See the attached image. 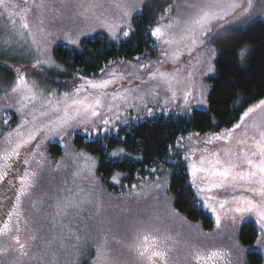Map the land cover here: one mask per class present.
Masks as SVG:
<instances>
[{
    "label": "rangeland",
    "instance_id": "obj_1",
    "mask_svg": "<svg viewBox=\"0 0 264 264\" xmlns=\"http://www.w3.org/2000/svg\"><path fill=\"white\" fill-rule=\"evenodd\" d=\"M146 1L126 0V3L134 7L135 11L132 17L124 22L119 20L121 13L113 6V0H45L44 9L39 12L33 9L27 14L31 31L36 33L38 41L47 46L46 56L50 58L49 64H43L36 68H33V64L38 58V53L32 44V38L27 35V31L20 29V16L14 15L12 17L16 21L14 29L7 15L4 14L0 18V97H3L5 92H10L19 74H24L29 83L35 82L45 93L55 92L58 96L65 93L42 82L37 74L38 72H50L56 75L69 74L54 59V48L63 45L79 50L82 40L90 39L96 34H102L109 42L118 44L129 35L125 37L123 30H119L116 33L117 38L113 39L109 35L108 29L100 21L107 16L111 20L120 23L122 29L129 30L130 34L131 27L128 29L127 25L132 26L133 17L141 12ZM14 2L23 6V0H14ZM176 2L180 4L179 13L177 11L170 12L165 15V20L160 21L155 27L172 23V28H166L167 35L164 38H174L179 41L184 34V22L195 15L196 9L185 7L183 0H176ZM188 2L195 3L197 0H188ZM92 3L100 6L89 10V5ZM244 5L246 6V0H244ZM13 11L18 12L19 8ZM239 11H242V9L237 11L236 16L239 15ZM2 12L3 9L0 8V13ZM177 17H179V23H177ZM254 19L264 21V0H254V8L248 15L241 16L238 19L235 16H228L219 23L222 28H241ZM41 20H43V24L40 23ZM39 28L44 29L45 38L41 37ZM16 30L24 32L23 38L16 35ZM69 36L77 39V43L70 44L68 42ZM151 38L155 43L152 55L139 57V60L136 58L113 63L97 77L84 79L96 81L107 79L109 78V72L119 69L121 71L136 72L147 80L148 72L155 71L157 68L169 73L175 67L183 69L184 65L181 62L187 61L188 57L186 55L182 56L181 61L176 62L175 65L169 58L173 50L183 46L182 43L165 45L162 39H157L152 35ZM165 50H167L168 56L164 55ZM247 50V47H244L239 51L241 64L244 62ZM200 52L202 59L198 65L199 73L195 75L196 83L193 89L196 95L195 98L189 99L187 106L184 105L183 91L180 89L177 90V99L172 102L169 99L171 94L165 90V85L160 84L158 95H153L145 86L141 89L145 94L144 101H136V106L124 109L121 117L114 120L109 126H105L99 121L95 124L82 123L71 129L69 135L65 136L63 141L58 136H51L45 140L40 147V151L44 155L43 164L38 165L36 160H31L28 166L30 170L37 173L34 187L29 190L28 195L21 197L22 217L26 218L27 223L25 226V220H21L22 231L20 235L21 239L28 241L30 245L29 255L21 257L18 252L9 251L6 255L0 256V264H41V262L42 264H92V261L96 258V248L104 242L105 237H107V246L112 250L113 264H140L135 253L130 250V246L135 243V237L141 230L150 231L161 238L165 236L172 238L168 241L170 247L168 264H246L247 254L251 251L259 252L264 258V241L257 244L256 239L255 243L249 246H243L239 241V230L243 223L251 221L259 229L254 213L233 211L237 207V202L233 199L234 196H244L255 200H258V197H252L251 193L231 188H213L211 192H208V196L213 197L210 203L216 207L217 213L214 214L210 208H208V212L213 217L214 228L210 231H204L200 224L186 220L173 208L172 199L167 191L169 176L172 172L171 168L165 169L159 177L161 180L166 178V189L158 191H153L147 187L141 189V185L151 184L157 180L156 178L153 181L139 184L135 190H128L122 186L119 180L120 175L114 174L110 178L109 184L115 187L117 191H112L102 183L96 174L97 159L88 152L74 146L73 138L75 134L86 135L99 130L114 128L137 118L148 117L156 111L176 109L182 114H189L194 109L206 110L208 93L206 78L211 76L214 70L207 73V75H204V73L207 72L209 60H211L214 69L215 50L211 46H204L200 49ZM241 52L244 53L243 56H241ZM139 64H149L150 68L138 72ZM17 69H19V72H17ZM184 74L186 75V73ZM78 82L79 85L84 83L81 78ZM133 83H136V81L133 80ZM156 83V81H149V84L152 85ZM124 85H127V81L124 82ZM120 86L119 83L113 85L109 91L111 92ZM201 89L205 100L203 104L199 103L200 96L198 93ZM72 91L73 89L66 92L71 93ZM87 91L91 92L92 90L88 89ZM85 94L81 93V96ZM166 100L169 102L165 103ZM9 103L14 104L15 98L9 96L5 100H0V148L4 147V135L15 129L21 121V114L15 110V107H8ZM258 104H260V101L250 107ZM5 119H8L7 125L3 123ZM262 119H264V107L257 108L256 111L250 113L245 118L244 124L252 125L254 122L259 123ZM243 131L244 126L242 125L241 129H238L234 134L231 144H225L221 140L205 145L204 140L210 138V135L193 134L190 141H184L181 145L184 154L182 153L180 157L186 171L190 174L189 161L185 159L186 152H192L193 160L198 161L202 154L200 150L205 147L210 150L223 149L229 146L233 148L246 147L238 146L236 143V139L242 135ZM52 144L61 146L62 153L56 158H53L49 152V147ZM79 153L91 157L92 160L85 161L83 157H78L74 161V156ZM112 153L113 151L109 153L110 158L126 156L123 151L118 156H113ZM221 156H223L222 152ZM39 158L38 156L37 159ZM57 162H60L59 167H57ZM176 162V160L172 161V163ZM89 165H92L90 171ZM76 172H79V175H74ZM113 177H116L115 181ZM197 182L204 186L207 185V181ZM253 186L257 187V185ZM134 191H144L148 195L146 197L136 196ZM76 193H79V195L74 196L76 200L86 197L91 203L82 205V210H73L67 216H64L63 213L56 216L55 205L57 200H63L65 197ZM221 200L228 201L223 209L220 208L218 203ZM98 206L99 211H97ZM217 214L220 216L219 227L216 223ZM15 223L16 218L13 217L11 225L14 226ZM32 235L37 237L35 242L29 239ZM77 235L79 236L78 241L75 239ZM61 239L64 241V248L59 246ZM47 240H53L49 248L44 247ZM9 246L10 241L7 236L0 238V247L7 248ZM211 251H222L228 255L213 260L201 259L197 261L195 259L196 252H203L207 255Z\"/></svg>",
    "mask_w": 264,
    "mask_h": 264
},
{
    "label": "snow or ice",
    "instance_id": "obj_2",
    "mask_svg": "<svg viewBox=\"0 0 264 264\" xmlns=\"http://www.w3.org/2000/svg\"><path fill=\"white\" fill-rule=\"evenodd\" d=\"M184 6L191 9H196L195 15L190 20H186L184 34L177 41L174 38L166 37V28H172L173 24L169 23L166 26L155 27L151 35L157 39H162L165 45H172L174 43L181 44L182 47L177 48L171 52L170 59L175 65L176 62L181 61V57L186 55L188 57L186 62L181 67H175L169 73L161 71L157 68L155 71L148 72V79L145 80L136 72L121 71L119 69L108 73L107 79L85 80L81 77L84 83L75 86L71 93L65 92L59 94L55 92H48L41 90L35 83H29L24 74H19L11 87L10 92H5L0 100H5L9 96L15 98V103H9L8 107H15V110L21 114V121L15 129L7 132L3 137L4 147L0 148V184H12L13 177L10 175L16 169L15 162L17 160L23 161L25 165L22 169L16 170V178L19 184L15 189V203L11 205L10 209H5L7 220L3 221V226L0 227V238L5 236L10 241V246L0 247V256L6 255L9 251L18 252L21 257L29 255L28 241L21 239V197L28 195L29 190L34 187V182L37 173L30 170L28 167L31 160H36L38 165L44 162V155L40 151L41 145L51 136H58L62 141L65 136H68L70 130L82 123H93L99 121L105 126H109L114 120L119 119L123 114V110L128 107L136 106L135 102H143L145 94L141 89L145 86L153 95H158L160 84L165 85V90L170 93V100L175 102L177 99V90L183 91L184 105L189 104L190 98H195L194 86L195 75L199 73L198 65L201 63L200 49L206 44V38L212 31V25L223 21L228 16L248 15L254 8V0H197L195 3H189L188 0H183ZM30 5V6H29ZM100 5L92 3L89 5V10H92ZM113 6L121 15L119 20L127 22L135 11L134 7L129 6L126 0H113ZM45 0H23V6H20L14 0H0V8L3 12L0 13V18L4 14L7 15L13 28L15 29L16 21L12 19L14 15L20 16V29L26 30L27 35L32 38V44L35 46L38 53V58L33 64V68L39 67L43 64H49L50 58L46 56L47 46L36 39V33L31 31L30 25L27 21V14L35 9L37 12L44 9ZM19 8L18 12L13 11ZM239 15L236 16L238 10ZM172 11H180V4L173 0L165 9V15ZM163 19V17L161 18ZM43 24V20L40 21ZM100 23L108 29L109 35L116 39V33L123 30V35L127 37L129 30L121 28V24L111 20L105 16ZM179 23V17H177ZM130 24L127 28L130 29ZM42 38H45L43 28H39ZM16 35L23 38L24 32L16 30ZM68 42L76 44L77 39L69 36ZM164 55L168 56L167 50ZM244 53L241 52V56ZM43 57V58H41ZM140 58L138 57L137 60ZM136 67V66H133ZM149 64H139L138 72H143L149 69ZM211 60L208 61L207 73L213 72ZM103 71V70H102ZM19 72V69H17ZM186 73V75L184 74ZM133 80L136 83H133ZM127 81V85L124 82ZM149 81H156L155 85L149 84ZM120 84L119 88L109 91L113 85ZM91 89V92L87 90ZM81 93H86L81 96ZM200 96L199 103H205L203 98V90L198 93ZM131 101V103H130ZM169 102L168 100L165 103ZM264 107V100L260 104L250 107L244 112L240 123L235 124L231 129H228L219 134L212 135L210 138L204 140L205 145L212 144L214 141H224L225 144H231L234 139V134L238 129L244 126L242 135L236 139L238 146L246 147H224L223 149L210 150L207 147L201 149V156L198 161L193 160V153L186 152L185 159L189 161L188 168L190 169L191 183L197 187L199 193L211 192L213 188H231L233 190H240L251 193L252 197H258V200L250 199L244 196H234L233 199L237 202V207L233 209L239 213H254L256 224L259 227V234L257 236V244L264 241V119L259 123L254 122L252 125H245L244 120L250 113L256 111L257 108ZM5 125L8 124V119L3 121ZM196 135H199L198 133ZM123 150L119 149L112 153L113 156H118ZM221 152L223 156H221ZM40 157L37 159V157ZM78 157H83L85 161H91L92 158L83 153L76 154L74 161ZM94 164V162H93ZM60 162H57V167ZM89 171L92 165H89ZM156 173V169L150 170ZM163 170H161L162 172ZM22 173V174H21ZM79 175V172L74 173ZM116 180V177H113ZM197 181H207V185L197 184ZM166 178L161 180L159 177L151 184L141 185V189L147 187L153 191L166 189ZM253 185H257L254 187ZM133 190L137 185L132 186ZM81 191H83L81 189ZM136 196H147L148 193L144 191H134ZM79 193L69 195L63 200H57L55 205L56 216L63 213L64 216L69 215L73 210H82V205L91 203L86 197L76 200L74 196ZM205 201V207L210 208L216 214L217 209L210 203L212 196H202ZM221 209L228 203L227 200L218 201ZM99 211V206L97 207ZM13 217L16 218L14 226L11 225ZM217 227L220 226V216H216ZM71 232V230L69 229ZM33 242L37 240L35 235L29 237ZM55 237L53 238V240ZM78 241L79 236H75ZM172 238L165 236L154 235L150 231L141 230L135 237V243L130 246V250L135 253L140 261V264H168V251L170 250L168 241ZM53 240L45 241L44 247L49 248ZM119 242V241H117ZM60 248H64V241L61 239ZM75 247V245H73ZM55 255V253H53ZM228 255L222 251H211L207 255L203 252H196L195 259L213 260L214 258H222ZM35 259V257H33ZM42 264V262H41ZM92 264H113L112 250L107 246V237L104 242L96 248V258Z\"/></svg>",
    "mask_w": 264,
    "mask_h": 264
},
{
    "label": "trees",
    "instance_id": "obj_3",
    "mask_svg": "<svg viewBox=\"0 0 264 264\" xmlns=\"http://www.w3.org/2000/svg\"><path fill=\"white\" fill-rule=\"evenodd\" d=\"M170 4L173 0H147L141 12L133 17L129 36L118 44L96 34L82 40L79 50L56 46L54 59L69 74L38 72L39 78L56 90L66 92L79 86L81 77H97L113 63L152 55L155 43L151 30L165 20V9ZM205 46L215 50L214 73L206 78V110L194 109L189 114L176 109L156 111L114 128L75 134L73 142L77 149L97 159L96 174L112 191H117L109 184L114 174H119L122 186L130 190L133 185L155 180L165 169L171 168L167 191L173 208L186 220L200 224L202 230L210 231L214 220L202 198L208 196V192L201 194L192 185L191 176L181 161L180 155L184 154L181 145L190 141L193 134L212 136L231 129L246 109L264 99V21L254 19L241 28H222L219 22L214 23ZM244 47L248 50L241 64L238 54ZM119 149L126 156L109 157L110 152ZM49 152L56 158L62 153L61 146L52 144ZM174 160L177 162L172 163ZM153 168L156 173L150 171ZM258 234L259 229L247 221L240 227L239 241L243 246L252 245ZM263 263L259 252L247 254L246 264Z\"/></svg>",
    "mask_w": 264,
    "mask_h": 264
},
{
    "label": "flooded vegetation",
    "instance_id": "obj_4",
    "mask_svg": "<svg viewBox=\"0 0 264 264\" xmlns=\"http://www.w3.org/2000/svg\"><path fill=\"white\" fill-rule=\"evenodd\" d=\"M16 169L10 174L13 177L12 184H0V227L3 226V221L7 220L5 209H10L11 205L15 203L16 191L19 181L16 178V170L25 167L22 159L15 162ZM22 174V173H21Z\"/></svg>",
    "mask_w": 264,
    "mask_h": 264
}]
</instances>
